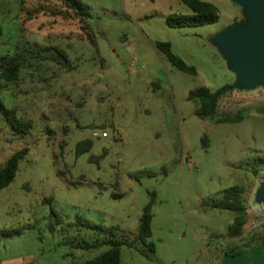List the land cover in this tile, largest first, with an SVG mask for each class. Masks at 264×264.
<instances>
[{
  "label": "rangeland",
  "instance_id": "rangeland-1",
  "mask_svg": "<svg viewBox=\"0 0 264 264\" xmlns=\"http://www.w3.org/2000/svg\"><path fill=\"white\" fill-rule=\"evenodd\" d=\"M81 1L89 7L95 44L75 16L35 11L42 5L51 10L53 0H0V56L18 52L25 59L16 81L0 80V99L32 122L24 134L0 116V165L29 149L13 181L0 190V264L95 257L105 245L72 253L70 241L105 236L86 224L132 239L152 190L148 240L154 252L145 257L122 246L120 264H257L260 243L225 237L233 215L207 204L239 185L255 205L254 190L264 181V166L252 172L256 159L264 158V88L235 89L219 100L218 113H241L238 122L201 119L187 99L199 86L233 83L207 38L239 17L240 7L203 0L217 7L218 20L176 28L166 18L191 13L180 0ZM155 41H168L196 75L170 64ZM40 47L48 48L41 51L46 58L28 56L26 49ZM93 131L107 136L92 137ZM86 138L91 148L76 157V143ZM251 229L264 241V219Z\"/></svg>",
  "mask_w": 264,
  "mask_h": 264
},
{
  "label": "trees",
  "instance_id": "trees-1",
  "mask_svg": "<svg viewBox=\"0 0 264 264\" xmlns=\"http://www.w3.org/2000/svg\"><path fill=\"white\" fill-rule=\"evenodd\" d=\"M24 2L26 0H23ZM52 1V0H46ZM55 1L54 8L49 10V7L39 6L35 11L48 12V14L61 18L74 17L78 19L80 29L92 44H95L93 36L88 32V25L86 19L90 16L89 7L81 0H53ZM190 10L191 13L187 15L173 14L166 18L167 25L171 27H185V26H203L214 23L219 18L217 7L207 1L203 0H180ZM155 47L163 55V57L173 66L179 70L191 75H196V69L194 66L187 64L181 57L176 55L172 51L171 44L168 41H155ZM48 48H39L37 50L26 49L29 57L41 56V51H46ZM57 53L64 58L66 56L59 48H54ZM46 58L45 56H41ZM25 60L23 56L16 52L13 55L0 56V80L4 81H16L19 78V72L22 67V61ZM59 63V62H57ZM61 66L64 63H59ZM235 90L232 83L224 84L223 86L210 90L206 86H199L191 89L188 92L187 99L192 101L195 105V115L201 119H210L215 123L223 122H238L241 121L244 116L241 113H224L219 114L217 111V105L219 100L226 94ZM0 116H2L7 124L14 130L20 133H28L32 128L31 121L22 120L17 116L13 107H7L0 99ZM264 122V117H263ZM92 146V140L86 138L80 140L75 145V156L83 154L88 151ZM28 147H22L21 149L12 153L6 161L0 165V190L7 187L15 178L19 161L28 153ZM264 166V158L258 157L252 166L253 174H257L260 167ZM149 199L142 208L139 216V224L136 234L132 239L122 237L121 239L113 237L111 230H104L103 228L91 224H86L90 228L98 229L105 233L102 239L92 242H79L77 247L82 250L94 249L99 246L105 245L106 249L82 262L72 264H120L121 262V247L127 246L137 249L145 257L149 256V253L154 252V244L149 241V237L152 234L151 221H152V205L156 197L155 191L149 192ZM207 208L210 210L228 211L233 217L231 223L227 226L224 236L227 238L240 237L243 231V227L246 223V214L249 208L247 198L245 196V188L239 185H232L220 191L218 197L211 198L210 203L207 204ZM255 232L250 236V240L255 239ZM71 244L73 242L70 241ZM230 252V251H229Z\"/></svg>",
  "mask_w": 264,
  "mask_h": 264
},
{
  "label": "water",
  "instance_id": "water-1",
  "mask_svg": "<svg viewBox=\"0 0 264 264\" xmlns=\"http://www.w3.org/2000/svg\"><path fill=\"white\" fill-rule=\"evenodd\" d=\"M232 2L240 7L239 17L209 35L207 41L234 74V89L264 88V0ZM253 201L264 206V181L254 190Z\"/></svg>",
  "mask_w": 264,
  "mask_h": 264
},
{
  "label": "crops",
  "instance_id": "crops-1",
  "mask_svg": "<svg viewBox=\"0 0 264 264\" xmlns=\"http://www.w3.org/2000/svg\"><path fill=\"white\" fill-rule=\"evenodd\" d=\"M255 208H256V205H249V208H248V211L246 214V223L243 227L242 234L240 237L232 238V239H237L238 241H242V240L249 241L250 240V236H252L253 231H252L251 227L249 226V221H250L249 219L254 217ZM253 243H254L253 245H258L260 243L258 246V248L260 250L258 251V257L256 258V260H253L252 262L255 263V262L259 261L257 264H264V241L254 239ZM77 244H78V242H73V244H71V248L73 250L72 253H74L77 250L82 251V249L77 247L78 246ZM7 264H31V261H30V259H28V260L25 259L23 261L19 260V261L8 262Z\"/></svg>",
  "mask_w": 264,
  "mask_h": 264
},
{
  "label": "built area",
  "instance_id": "built-area-1",
  "mask_svg": "<svg viewBox=\"0 0 264 264\" xmlns=\"http://www.w3.org/2000/svg\"><path fill=\"white\" fill-rule=\"evenodd\" d=\"M106 136H107V133L105 131L101 133L97 131L92 132V137H106ZM189 165L191 166L192 163L189 162ZM254 218L256 219H252L249 221V226L251 228H254L257 226V219H264V206L263 205H256Z\"/></svg>",
  "mask_w": 264,
  "mask_h": 264
}]
</instances>
